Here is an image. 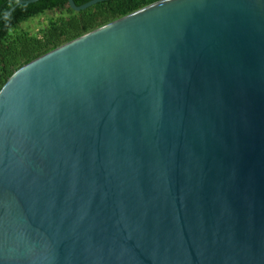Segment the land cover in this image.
Returning a JSON list of instances; mask_svg holds the SVG:
<instances>
[{
    "label": "water",
    "instance_id": "1",
    "mask_svg": "<svg viewBox=\"0 0 264 264\" xmlns=\"http://www.w3.org/2000/svg\"><path fill=\"white\" fill-rule=\"evenodd\" d=\"M0 264H264V0H158L16 70Z\"/></svg>",
    "mask_w": 264,
    "mask_h": 264
},
{
    "label": "trees",
    "instance_id": "2",
    "mask_svg": "<svg viewBox=\"0 0 264 264\" xmlns=\"http://www.w3.org/2000/svg\"><path fill=\"white\" fill-rule=\"evenodd\" d=\"M19 0H0V18ZM77 5L90 0H74ZM158 0H107L75 11L68 0L16 6L0 20V90L16 70L41 55ZM48 15L37 31L26 27Z\"/></svg>",
    "mask_w": 264,
    "mask_h": 264
},
{
    "label": "rangeland",
    "instance_id": "3",
    "mask_svg": "<svg viewBox=\"0 0 264 264\" xmlns=\"http://www.w3.org/2000/svg\"><path fill=\"white\" fill-rule=\"evenodd\" d=\"M47 16L48 15H43L40 18L29 21L26 27H29L31 31H37L38 28L46 21Z\"/></svg>",
    "mask_w": 264,
    "mask_h": 264
}]
</instances>
